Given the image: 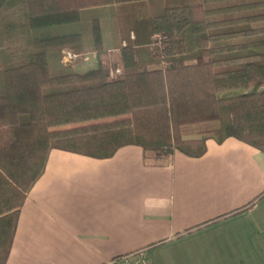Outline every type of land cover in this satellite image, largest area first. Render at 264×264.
Masks as SVG:
<instances>
[{
  "label": "trees",
  "instance_id": "1",
  "mask_svg": "<svg viewBox=\"0 0 264 264\" xmlns=\"http://www.w3.org/2000/svg\"><path fill=\"white\" fill-rule=\"evenodd\" d=\"M141 3L156 57L148 65L134 31L113 37L109 53L93 19L97 66L78 73L61 58L85 52L81 34L40 30L85 8ZM0 50V264L52 149L107 159L133 145L159 166L232 137L264 153V0H0ZM198 122L215 125L185 138Z\"/></svg>",
  "mask_w": 264,
  "mask_h": 264
},
{
  "label": "crops",
  "instance_id": "2",
  "mask_svg": "<svg viewBox=\"0 0 264 264\" xmlns=\"http://www.w3.org/2000/svg\"><path fill=\"white\" fill-rule=\"evenodd\" d=\"M90 46L83 39L74 71L96 68ZM103 47L115 50L112 33ZM140 252L148 264H264V153L232 137L206 140L199 157L175 151L159 166L145 165L133 145L107 159L50 150L5 264L124 255L138 264Z\"/></svg>",
  "mask_w": 264,
  "mask_h": 264
},
{
  "label": "rangeland",
  "instance_id": "3",
  "mask_svg": "<svg viewBox=\"0 0 264 264\" xmlns=\"http://www.w3.org/2000/svg\"><path fill=\"white\" fill-rule=\"evenodd\" d=\"M93 19H97L99 22L103 43L107 42L108 33H112V37L118 40V37L120 39L121 35L123 38L124 36H127L129 30L134 31L136 40L133 48L137 60L144 65H148L149 60L156 58L150 51V47L154 42L152 41V38L148 36V22L145 19V8L142 3L85 8L80 11L79 20L76 22L50 26L41 28L40 30L48 31L53 35L77 32L86 40L89 39L90 25ZM153 38H155V36H153ZM125 39L127 40V37H125ZM54 57V55L48 57L50 67H52ZM77 59H79V57H77ZM77 59L70 63L72 64ZM1 60L2 52L0 50V61ZM214 125V122L194 123L183 129V136L185 138H195L201 131L214 127Z\"/></svg>",
  "mask_w": 264,
  "mask_h": 264
},
{
  "label": "built area",
  "instance_id": "4",
  "mask_svg": "<svg viewBox=\"0 0 264 264\" xmlns=\"http://www.w3.org/2000/svg\"><path fill=\"white\" fill-rule=\"evenodd\" d=\"M78 55L72 53V52H69V51H63L62 53V62L64 63H70L71 61L77 59ZM119 73V70L118 69H110L109 70V74L111 76H113L114 74H117ZM138 264H148L145 257L143 256V253L140 252L138 253ZM104 264H136V263H133L130 259V256L129 255H124V256H120V257H117L115 259H112Z\"/></svg>",
  "mask_w": 264,
  "mask_h": 264
}]
</instances>
